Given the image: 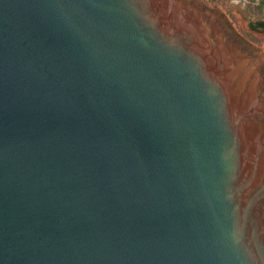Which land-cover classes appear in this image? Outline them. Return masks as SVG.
I'll return each mask as SVG.
<instances>
[{
	"label": "water",
	"instance_id": "1",
	"mask_svg": "<svg viewBox=\"0 0 264 264\" xmlns=\"http://www.w3.org/2000/svg\"><path fill=\"white\" fill-rule=\"evenodd\" d=\"M0 264H264V50L204 0H0Z\"/></svg>",
	"mask_w": 264,
	"mask_h": 264
},
{
	"label": "rangeland",
	"instance_id": "2",
	"mask_svg": "<svg viewBox=\"0 0 264 264\" xmlns=\"http://www.w3.org/2000/svg\"><path fill=\"white\" fill-rule=\"evenodd\" d=\"M207 2L206 0H204ZM213 1V0H209ZM215 1V0H214ZM209 4V3H208ZM253 3L250 0H228L227 5L228 9L232 11V13L236 16L233 19L230 14L228 13L225 7H218L222 8L223 11L229 16L231 22L233 23V27L236 32L245 40L250 42L255 47L259 48L260 50H264V31H257L251 28V23H255L264 18L263 14H257L252 9ZM211 5V4H209ZM213 6V5H211ZM248 32L251 33L256 40L252 38L249 39Z\"/></svg>",
	"mask_w": 264,
	"mask_h": 264
},
{
	"label": "trees",
	"instance_id": "3",
	"mask_svg": "<svg viewBox=\"0 0 264 264\" xmlns=\"http://www.w3.org/2000/svg\"><path fill=\"white\" fill-rule=\"evenodd\" d=\"M207 3L213 5V6H221V7H225V9H227L228 13L230 14V16L235 19L236 16L232 13V11H230V9H228V5H227V2L228 0H213V1H209V0H206ZM253 4L252 6V9L254 10V12H256L257 14H263L264 13V0H250ZM251 28L253 30H261V28H263L264 30V18L255 22V23H251ZM248 36H249V39H253V40H256V38L248 32Z\"/></svg>",
	"mask_w": 264,
	"mask_h": 264
},
{
	"label": "flooded vegetation",
	"instance_id": "4",
	"mask_svg": "<svg viewBox=\"0 0 264 264\" xmlns=\"http://www.w3.org/2000/svg\"><path fill=\"white\" fill-rule=\"evenodd\" d=\"M259 31H264V30H263V28H261V30H259Z\"/></svg>",
	"mask_w": 264,
	"mask_h": 264
}]
</instances>
